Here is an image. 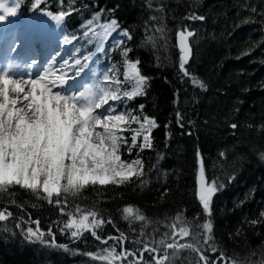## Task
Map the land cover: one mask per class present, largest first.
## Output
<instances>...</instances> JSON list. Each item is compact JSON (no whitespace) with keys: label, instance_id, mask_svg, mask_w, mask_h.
<instances>
[{"label":"trees","instance_id":"trees-1","mask_svg":"<svg viewBox=\"0 0 264 264\" xmlns=\"http://www.w3.org/2000/svg\"><path fill=\"white\" fill-rule=\"evenodd\" d=\"M17 1L25 17L65 12V32L78 43V53L91 55L97 48L89 21H116L131 39L107 41L104 64L115 68L124 89L129 84L122 77L124 63L139 61L148 78L145 94L128 98L126 107L158 126L151 131L152 148L143 151L138 139L129 153L132 141L124 136L122 158L143 161L144 175L129 183L89 185L63 193L60 204L20 186L0 191L6 216L0 221V264H107L100 257L113 247L137 256L143 244L163 252L161 238L172 242L180 227H189L191 235L175 239L200 247L210 261L223 254L237 264H264V0H42L37 7L35 0ZM192 15L205 19H189ZM186 30L195 33L186 67L206 90L179 69L177 34ZM201 160L206 181L218 189L211 216L198 198ZM129 206L145 220L128 216L123 210ZM93 211L105 221L92 230L95 235L73 236L67 223ZM209 219L212 239L204 244L202 225ZM167 251L171 264H201L191 249ZM143 260L153 264L148 252Z\"/></svg>","mask_w":264,"mask_h":264},{"label":"snow or ice","instance_id":"snow-or-ice-1","mask_svg":"<svg viewBox=\"0 0 264 264\" xmlns=\"http://www.w3.org/2000/svg\"><path fill=\"white\" fill-rule=\"evenodd\" d=\"M41 3L42 0H35L33 7ZM17 7L18 5L7 7L0 2V21L5 20L7 16H15ZM47 15L52 14L49 12ZM65 15L66 13L61 11L52 18L61 22ZM189 19L204 20L205 17L192 15ZM92 23L89 21V25ZM107 27L111 30L118 28L119 25L112 21ZM159 31L162 32L163 29ZM123 34L131 39L127 32ZM178 35L181 52L179 69L183 76L191 78L194 85L206 90L204 82L192 76L186 67L192 56L189 38L195 33L180 31ZM128 51L130 49H124L125 57ZM65 63L67 64V61ZM74 65L78 68L70 79L84 71L80 60H75ZM126 65L128 68L126 78L133 79L136 88L130 93L126 92L125 96L134 98L137 95H144L148 78L140 73L139 61L134 63L126 61ZM50 75L54 76V79H49ZM36 77L33 79L30 72L16 71L11 64L0 68V191L20 186L33 192H42L50 203L60 204L59 198L63 193H78L89 185H123L131 182L133 177L139 178L144 175L141 159L127 161L121 158L122 143L127 144L128 141L119 133L124 130L122 125L130 127L131 124H138V128L132 129L134 132L131 137L132 144L127 151L131 153L132 148L137 146V138L141 136L143 144L140 150L152 148L151 131L158 126L154 119L145 116L141 120L137 115L97 113L95 110L101 108L102 104H107L109 100H118L120 96L114 91L104 92L94 101L92 96L84 92L69 93L64 88L65 77L56 76L51 69L43 70V74L37 69ZM54 88L57 90L53 91ZM177 118L179 121V113ZM231 127L236 128L237 125L232 124ZM217 190L214 181L211 183L206 181L201 160L198 198L209 216L211 202ZM54 196L57 198L55 201ZM123 211L128 216L135 215L140 221L145 220L143 215H136L131 206ZM89 216L93 217L91 221ZM96 216L97 213L93 211L83 215L79 220L73 218L68 225L75 228L72 235L92 231L105 222L103 219H96ZM5 219V214L0 212V221ZM176 219L179 220L180 217L177 216ZM172 228L175 229L176 225L173 224ZM202 228L207 233L204 240V244H207L212 239L211 220L204 223ZM28 234L39 238L37 232L31 228L28 229ZM92 234L95 235V231H92ZM177 235L181 238L189 237L191 235L189 227H180L178 233L174 231L170 237L172 242H166L161 238L159 245L165 249L163 252L156 246L143 244L137 256L135 251L123 249L117 253L113 247L111 250H104L100 259L107 264H113L132 256L134 259L128 261V264H147L143 256L144 252H148L153 264H171L167 249L179 252L187 248L199 254L201 264H237L234 259H227L223 254L218 259L210 261L200 247L192 243H179L175 239ZM99 238L97 236V239ZM119 239H124L123 234ZM210 251L216 252L217 249L212 246Z\"/></svg>","mask_w":264,"mask_h":264},{"label":"rangeland","instance_id":"rangeland-1","mask_svg":"<svg viewBox=\"0 0 264 264\" xmlns=\"http://www.w3.org/2000/svg\"><path fill=\"white\" fill-rule=\"evenodd\" d=\"M0 2L7 7H16L18 5L15 16H7L5 20L0 21V52L2 47L7 45L5 59L0 53V68L11 64L12 61L17 62L22 57L20 54L28 52L26 57L30 61L28 62L27 72L32 74L33 79L37 78V69L41 70V74H43V70L51 69L56 76L63 75L65 77L64 88L69 93L78 94L79 92H84L86 95L92 96L94 101L104 92L111 93L114 91L120 96V99L109 100L107 104H102L101 108L95 111L114 115L138 116L137 113L128 110L126 107L128 97L125 96V93H130L136 88L135 81L131 78H126V73L128 72L126 62L124 63L122 77L124 80L129 81V84L125 85L124 89L120 84V76L115 68L111 67L110 64H104V46L107 41L111 40V43H120L125 37L124 31H119L118 28L108 29L107 26L114 20L101 23L97 19L89 26L88 32L91 34V38L95 39L97 47L90 55L75 51L78 50V43L67 36L64 28V19L58 22L52 18V16L58 14L50 12L52 14L50 16L47 15L49 13L47 11H39L25 17L19 14V3L17 0H0ZM18 53L19 55H17ZM30 55L31 58H29ZM77 59L83 64L84 71L79 76L70 79L69 77H72L74 71L78 68V66L74 65V61ZM33 61L35 62L34 64L32 63ZM65 61H67V64ZM130 62L134 63L135 61ZM27 78L25 77V79ZM48 78L54 79V76L50 75ZM56 90V88L53 89V91ZM121 90L123 92H120ZM138 127V124H131L130 127L122 125L124 130L119 134L122 137L126 136L131 139L134 134L132 129ZM138 139L143 140L142 136L138 137ZM69 223L71 221L67 224L69 225ZM72 230L75 231L74 228Z\"/></svg>","mask_w":264,"mask_h":264},{"label":"bare ground","instance_id":"bare-ground-1","mask_svg":"<svg viewBox=\"0 0 264 264\" xmlns=\"http://www.w3.org/2000/svg\"><path fill=\"white\" fill-rule=\"evenodd\" d=\"M6 50H7V45L2 47L1 50V54L3 55V59H5V55H6ZM19 55V53L17 54ZM20 56H22L19 60H17V62L12 61L11 65L13 66V68L16 71H23V72H27V67H28V62L30 61L29 59H27L26 55L24 53L20 54ZM25 56V57H24ZM29 58H31V55L29 56ZM18 64V65H16ZM9 65V64H8ZM6 67L5 65L2 66L1 68Z\"/></svg>","mask_w":264,"mask_h":264},{"label":"water","instance_id":"water-1","mask_svg":"<svg viewBox=\"0 0 264 264\" xmlns=\"http://www.w3.org/2000/svg\"><path fill=\"white\" fill-rule=\"evenodd\" d=\"M186 31H190V30H186ZM179 32H178V34H179ZM178 34H177V46H178V49H179V35ZM190 38H189V45H190ZM190 47H191V45H190ZM179 51H180V49H179Z\"/></svg>","mask_w":264,"mask_h":264},{"label":"flooded vegetation","instance_id":"flooded-vegetation-1","mask_svg":"<svg viewBox=\"0 0 264 264\" xmlns=\"http://www.w3.org/2000/svg\"><path fill=\"white\" fill-rule=\"evenodd\" d=\"M71 228H74V227H71ZM75 229V228H74Z\"/></svg>","mask_w":264,"mask_h":264}]
</instances>
